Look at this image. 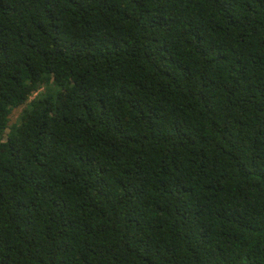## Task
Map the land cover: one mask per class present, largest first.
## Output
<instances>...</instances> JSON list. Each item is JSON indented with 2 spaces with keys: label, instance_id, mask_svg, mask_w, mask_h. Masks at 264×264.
Instances as JSON below:
<instances>
[{
  "label": "trees",
  "instance_id": "obj_1",
  "mask_svg": "<svg viewBox=\"0 0 264 264\" xmlns=\"http://www.w3.org/2000/svg\"><path fill=\"white\" fill-rule=\"evenodd\" d=\"M0 264H264V0H0Z\"/></svg>",
  "mask_w": 264,
  "mask_h": 264
},
{
  "label": "rangeland",
  "instance_id": "obj_2",
  "mask_svg": "<svg viewBox=\"0 0 264 264\" xmlns=\"http://www.w3.org/2000/svg\"><path fill=\"white\" fill-rule=\"evenodd\" d=\"M23 108L15 109L11 115V124H16L19 122V118L22 114Z\"/></svg>",
  "mask_w": 264,
  "mask_h": 264
}]
</instances>
